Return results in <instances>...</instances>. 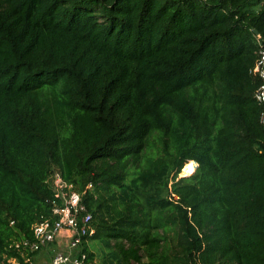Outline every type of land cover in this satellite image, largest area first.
Instances as JSON below:
<instances>
[{"label": "trees", "instance_id": "obj_1", "mask_svg": "<svg viewBox=\"0 0 264 264\" xmlns=\"http://www.w3.org/2000/svg\"><path fill=\"white\" fill-rule=\"evenodd\" d=\"M259 40L264 0H0V264L54 218V171L105 261L264 264Z\"/></svg>", "mask_w": 264, "mask_h": 264}, {"label": "built area", "instance_id": "obj_2", "mask_svg": "<svg viewBox=\"0 0 264 264\" xmlns=\"http://www.w3.org/2000/svg\"><path fill=\"white\" fill-rule=\"evenodd\" d=\"M258 43L257 59L250 70V75L261 82L254 93V98L263 107L259 121L264 128V44L262 40ZM47 183L54 193L50 201L54 218L34 224L32 239L13 240L10 248L18 251L24 261L12 258L8 263L33 264L29 254L38 253L56 242L60 247L63 240H66L61 249L45 264H100L97 260H90L88 253L83 249L85 244L89 245L88 239L96 231L93 226V215L83 203L86 191L76 190L74 184L67 182L58 171L50 175ZM92 188V184L87 186V190ZM172 199L177 201L179 197L172 194Z\"/></svg>", "mask_w": 264, "mask_h": 264}, {"label": "rangeland", "instance_id": "obj_3", "mask_svg": "<svg viewBox=\"0 0 264 264\" xmlns=\"http://www.w3.org/2000/svg\"><path fill=\"white\" fill-rule=\"evenodd\" d=\"M160 145L158 143L155 142L154 138H150L149 141V146L147 148V150L145 151V156L146 155H156L158 152V147ZM194 162V161H193ZM141 165L144 166L145 165V159H142L141 161ZM198 167V164L196 163V169ZM137 166H131L130 167V171L131 174H135ZM195 169V170H196ZM189 172V173H188ZM192 173H194V168L191 167L188 168V171H185V174L191 175ZM184 174V169L182 170V173L180 174V177H184L186 176ZM66 243V240H63V244L60 245V247L58 246L57 242L54 243L51 246H48L46 248H44L42 251H40L37 255H35L32 260H33V264H45L48 263L53 256L55 255V253L61 249V247ZM115 241L112 242V246L110 247L109 245L106 244L105 240H93L91 242H89V249L91 252H93L96 256V260L100 263V264H112L111 260H107L105 261L104 257L111 255L112 257L117 256L118 257V250L117 248L114 246ZM117 258H115L116 261ZM116 263V262H115Z\"/></svg>", "mask_w": 264, "mask_h": 264}, {"label": "water", "instance_id": "obj_4", "mask_svg": "<svg viewBox=\"0 0 264 264\" xmlns=\"http://www.w3.org/2000/svg\"><path fill=\"white\" fill-rule=\"evenodd\" d=\"M255 33H257V31H255Z\"/></svg>", "mask_w": 264, "mask_h": 264}, {"label": "bare ground", "instance_id": "obj_5", "mask_svg": "<svg viewBox=\"0 0 264 264\" xmlns=\"http://www.w3.org/2000/svg\"><path fill=\"white\" fill-rule=\"evenodd\" d=\"M190 169H191V167H190ZM189 173V172H188Z\"/></svg>", "mask_w": 264, "mask_h": 264}]
</instances>
